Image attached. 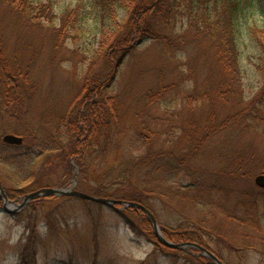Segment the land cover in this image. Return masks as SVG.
Returning a JSON list of instances; mask_svg holds the SVG:
<instances>
[{
  "label": "rangeland",
  "instance_id": "rangeland-1",
  "mask_svg": "<svg viewBox=\"0 0 264 264\" xmlns=\"http://www.w3.org/2000/svg\"><path fill=\"white\" fill-rule=\"evenodd\" d=\"M35 1L49 7L41 11L42 20L36 23L21 19L0 1V35L8 59L23 74L19 105L0 107V137L14 134L25 138L31 150L50 149L38 159L36 178L28 187L70 189L76 185L78 191L91 194L131 182L138 191H160L162 196L159 193L146 201L159 224L172 229L197 227L198 234L211 236V252L219 254L224 264H264V234L254 232V224L238 226L218 213L223 209L234 215L244 193L264 196L254 182L260 174L252 178L231 175L237 160L264 159V138L236 118L239 111L264 106V80L257 68L263 53L251 31L255 26L264 28V0H241L236 34L242 77L236 97L224 101L217 92L226 80L217 45L203 33L196 10L177 7L181 0H169L168 14L147 18L161 39L136 45L116 74L118 59L90 68L101 32L95 0ZM75 9L74 18L79 20L69 29V37L67 33L60 36L62 21ZM130 16L119 10L122 24ZM88 75L103 83L114 77L106 95L114 99L117 116L108 139L98 133L91 140L83 168L75 157H69L70 171L64 159L67 151H75L69 127L80 110L78 101ZM162 88V100L151 102L148 96ZM211 116L215 124L230 120V125L207 140L200 135L205 142L193 150L194 133L189 142L182 136L192 131L193 123L210 128ZM183 156L189 168L182 182L159 185L162 174L155 163L169 167ZM27 165H16L13 180L0 174L9 199L18 204L25 195L11 189H15L16 177L27 178ZM192 183L200 189L191 194L192 199L174 194L175 187ZM3 202L0 195V264H25V259L28 264H202L197 259L200 252H193V258L185 251L165 255L156 250L134 233L129 220L137 223L138 217L120 206L44 196L20 212L15 207L6 212Z\"/></svg>",
  "mask_w": 264,
  "mask_h": 264
},
{
  "label": "trees",
  "instance_id": "trees-1",
  "mask_svg": "<svg viewBox=\"0 0 264 264\" xmlns=\"http://www.w3.org/2000/svg\"><path fill=\"white\" fill-rule=\"evenodd\" d=\"M5 5L11 7V10L15 15L21 17V19L27 20L28 23H36L42 20L41 11L43 9L49 10V7L44 4H35V0H0ZM99 9V16L101 18V32L98 47L94 51L93 63L90 64V68L93 69L95 64L101 61L113 62L118 59L115 64V74L118 68L122 65L125 58L133 51L136 45L140 44L142 41L147 39L160 40L155 32V27L150 24L147 18L150 15H159L162 13H169L171 9L168 8L169 0H95L94 2ZM241 0H181L177 1V7H185L188 10H196L194 15L198 23L202 25L203 33L211 38L216 43L217 48V59L223 70V76L226 80L221 82L217 87V92L219 100H228L230 97H236L237 90L236 86L241 81L242 71L240 67V51L237 44V28L236 21L238 19L241 10ZM51 8V5H50ZM184 8V9H185ZM52 9V8H51ZM126 10V12L131 15L127 19V24L121 23L119 21V10ZM49 12V11H48ZM72 12V11H71ZM77 10L68 14V17L62 21V26L59 29V35L69 37V29L73 27L79 19L74 18ZM53 17V15H52ZM50 16V20L52 18ZM167 19V18H166ZM127 26V27H126ZM252 35L256 40L259 48L261 49L263 56L261 58V63L257 65L260 77L264 80V28L255 26L251 29ZM7 46L5 44L4 38L0 35V107H16L21 100L20 90L22 88L21 76L23 75L21 70L15 66V61L13 59H8L7 56ZM12 63V64H11ZM114 77L111 78L110 83L102 82L88 75L82 87L83 95L80 96L79 106L80 110L74 121H71L69 131L75 141L74 148L75 151L69 150L65 154V160L67 161V167L70 171L73 169L72 162L69 161V157H75L78 160L81 168L85 166L84 157L93 145L91 141L95 136L100 133L106 139L110 133V128L112 127L113 118H116L114 99L106 95L108 88ZM228 86L227 87V84ZM164 95L163 88L156 93H152L148 96L151 102H160L162 96ZM264 95V94H263ZM205 98V97H204ZM203 98V99H204ZM111 109V110H110ZM243 114V116H242ZM15 117V116H14ZM236 118H239L238 123H244L252 131H256L259 135L264 138V106L260 109L247 110L237 112ZM212 122L207 120V122L212 125L201 129V127L194 125L191 128L192 131L185 133L182 136L183 141H191L194 133L193 150H198L203 142L200 140L199 136H207L206 140L210 135H215L225 129L227 125H230V120L225 121L223 124L213 123L214 119L212 116L209 118ZM247 119V122L245 121ZM232 120L231 122H234ZM236 122V123H237ZM100 128V130H99ZM103 128V130H102ZM102 131V133H101ZM211 136V137H212ZM199 142V143H198ZM108 144V140L106 141ZM50 149L45 150L49 153ZM45 152L38 151L37 149L31 150L26 147L25 138L23 145L11 146L4 143L3 138L0 137V174L12 177L13 173L17 172L16 165L22 163L27 165L28 172L26 173L27 178L21 179L16 177L14 186L15 189H11L17 192L18 195L24 196L28 193L38 191L45 186H37L31 189L34 178H36V171L38 167V159H40ZM77 156V157H76ZM183 160L173 161L169 167L161 163H155V169L161 173L158 182L162 186L163 183L173 182L174 185L177 182H182V174L189 168V161L187 156H183ZM254 157L252 159L237 160L234 163V169L231 175L235 178H252L255 174H264V159ZM182 161V162H181ZM251 163V164H250ZM253 164V165H252ZM189 171V170H188ZM188 173V172H187ZM190 175V173H189ZM176 182V183H175ZM21 184H27L21 186ZM29 184V185H28ZM33 186V185H32ZM34 187V186H33ZM30 189V190H29ZM176 196H181L187 198L188 196L192 199L191 194L193 192H199V184L192 183L187 186L175 187ZM263 190L264 189H260ZM7 191V190H6ZM158 192V191H157ZM160 193V191H159ZM155 191L140 190L132 186V183H125L121 187L116 188L113 191L96 190L91 193L93 196L105 198V199H116L125 200L141 203L150 209L154 216L156 212L154 209L148 206L146 201H149L154 195H159ZM162 196V193H160ZM264 196L259 194L244 193L239 201V207L237 206L236 212L233 210V214H228L225 211H219V215L223 216L224 219H229L236 225L240 226L247 224L251 227L254 224V232L258 234H264ZM196 205H200L195 203ZM126 212L132 213L138 217L140 220L134 223L129 220V223L135 234L138 236L145 237L150 243L154 245L156 250L161 251L163 254H175L182 251L172 250L163 246L157 236L152 226L150 219L141 210L135 208H128ZM237 216V217H236ZM157 217V216H156ZM251 223V224H250ZM161 229L169 240L176 243H197L203 247H207L209 251H214L211 248L210 235L198 234L197 227L190 228H168L160 224ZM184 252V251H183ZM193 252H199L196 249L190 248L185 251L188 257H193ZM220 259L219 254H216ZM202 264H215L211 259L200 256L197 258ZM25 264L28 261L25 259ZM32 264H35L34 262Z\"/></svg>",
  "mask_w": 264,
  "mask_h": 264
},
{
  "label": "water",
  "instance_id": "water-1",
  "mask_svg": "<svg viewBox=\"0 0 264 264\" xmlns=\"http://www.w3.org/2000/svg\"><path fill=\"white\" fill-rule=\"evenodd\" d=\"M3 141L7 145L11 146H20L23 145L24 143V138L14 135V134H6L3 137ZM255 185L260 188L264 189V174L258 175L254 179ZM76 188V185H74L72 188H43L40 189L36 192L27 194L23 197L22 203H15L14 201L10 200L3 185L0 180V195L3 199L4 203V209L6 212H10L11 207H15L16 211L15 212H20L23 210L25 207L28 206L30 202H33L37 199H40L41 197L44 196H65V197H74V198H79L85 201H91L95 202L97 204H101L104 206H109L111 208H115L116 206H120L123 210L128 209V208H135L138 210H141L143 213L147 215V217L150 219L155 236H157L159 242L163 245L166 246L169 249L172 250H177V251H187L190 248L198 250L201 254V256H205L209 259H211L215 264H224V262L216 256L214 253L209 251L207 247H203L197 243H176L171 240H169L166 236H164V233L161 229V226H159V222L154 216L153 212L148 209L146 206L142 205L141 203L133 202V201H125V200H116V199H105L97 196H93L91 194H87L84 192L78 191Z\"/></svg>",
  "mask_w": 264,
  "mask_h": 264
}]
</instances>
